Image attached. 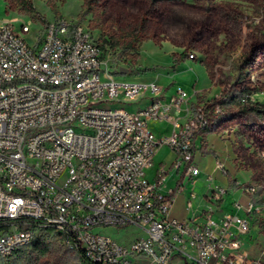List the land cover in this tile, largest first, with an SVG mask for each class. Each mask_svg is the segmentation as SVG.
<instances>
[{
  "label": "built area",
  "instance_id": "1",
  "mask_svg": "<svg viewBox=\"0 0 264 264\" xmlns=\"http://www.w3.org/2000/svg\"><path fill=\"white\" fill-rule=\"evenodd\" d=\"M30 33L26 23L0 24V264L55 237L89 264H264V252L253 256L243 240L264 213L263 185L237 183L248 198L237 213L216 219L210 207L180 220L171 214L176 193L162 195L160 182L146 177L161 145L176 153L178 170L201 174L195 140L225 114L228 88L194 109L182 86L168 98L157 82L117 80L77 22H48L35 44ZM146 96L147 107L127 108ZM241 101L259 104L254 96ZM149 122L169 123L172 132L158 138ZM226 192L217 186L212 199ZM110 227L144 235L123 244L96 231Z\"/></svg>",
  "mask_w": 264,
  "mask_h": 264
},
{
  "label": "rangeland",
  "instance_id": "2",
  "mask_svg": "<svg viewBox=\"0 0 264 264\" xmlns=\"http://www.w3.org/2000/svg\"><path fill=\"white\" fill-rule=\"evenodd\" d=\"M23 2L34 11L24 9ZM58 17L89 31L103 50L104 63L119 81L163 86L186 82L189 86L182 87L195 91L190 99L194 109L203 103L210 107L214 96L228 88L222 101L225 114L216 126L222 120L241 137V147L235 148L248 177L241 173L240 184L264 186V112L260 116L248 110L257 104L241 101L254 96L264 104V0H0V24L1 20L12 22L17 30L23 23L29 24L31 33L26 37L30 44L37 42L42 27ZM132 40L136 41L133 50L128 49ZM191 54L194 59L189 58ZM122 68L128 73L117 74ZM198 68L201 81L193 90ZM137 107L134 102L127 104L129 110ZM232 202L246 205L248 198L239 189ZM96 231L123 244L144 235L134 227ZM246 239L253 242V256L264 252V213L255 219L251 233L243 235ZM1 264L83 262L54 239L45 257L30 248L23 256L18 254Z\"/></svg>",
  "mask_w": 264,
  "mask_h": 264
},
{
  "label": "crops",
  "instance_id": "3",
  "mask_svg": "<svg viewBox=\"0 0 264 264\" xmlns=\"http://www.w3.org/2000/svg\"><path fill=\"white\" fill-rule=\"evenodd\" d=\"M1 22L4 21L1 20ZM182 66L196 68L190 64H183ZM197 72L198 77L193 81V90L195 85H199L197 81H201L202 72L200 68L197 69ZM182 84L189 86L186 82L164 84L167 89V97L169 98L175 93L174 87L182 86ZM194 92L190 94L192 95ZM134 103L139 104L137 109L130 110L135 112L147 107L150 104V98L146 96ZM184 114L182 113V115ZM149 126L158 138L170 135L172 132V126L166 122H149ZM228 127V124L226 122L222 123L221 120V124L201 132L196 137L195 160L201 170V174L197 177H191L175 167L177 155L169 146L161 145L158 147L151 164L146 170V177L150 182H160L158 189L162 195L168 196L172 192L176 193L171 212L174 218L184 220L198 217L210 207L213 208L216 219H220L226 214L239 212L235 209L232 201L234 194L236 195L240 189L237 183H242L238 177L241 173H244L241 167L242 157L235 148L239 149L241 147V137H237L234 128L228 129ZM220 163L226 168L227 176L217 168ZM217 186H224L227 189L220 202L212 199L213 188ZM189 202H191L192 208L188 207ZM245 247L251 251L253 242L246 239ZM176 262L185 264L179 258H176L173 264ZM143 264H147V262L144 261Z\"/></svg>",
  "mask_w": 264,
  "mask_h": 264
},
{
  "label": "trees",
  "instance_id": "4",
  "mask_svg": "<svg viewBox=\"0 0 264 264\" xmlns=\"http://www.w3.org/2000/svg\"><path fill=\"white\" fill-rule=\"evenodd\" d=\"M22 6L24 7V9H26V10H28L30 12L34 11L32 7L27 6V4L24 3V2L22 3ZM135 43H136V41L132 40V42H130V44L128 45V49H132L133 50L135 48ZM248 110H250L252 112H256L257 114H259L261 116L263 114V112H264V104H257L256 106L250 107ZM55 240H57L56 237H55ZM30 248H33V251L38 253L40 257H45V256L48 255V253L51 250V242H47L45 239L39 238L32 244V246ZM30 248H28V249H30ZM28 249L20 250L17 253V255L21 254L23 256L24 253ZM78 257L83 262V264H89L86 260H84L83 257H81L79 255H78Z\"/></svg>",
  "mask_w": 264,
  "mask_h": 264
},
{
  "label": "water",
  "instance_id": "5",
  "mask_svg": "<svg viewBox=\"0 0 264 264\" xmlns=\"http://www.w3.org/2000/svg\"><path fill=\"white\" fill-rule=\"evenodd\" d=\"M120 73H121V74H127V73H128V70H127V69H124V68H122V69L120 70Z\"/></svg>",
  "mask_w": 264,
  "mask_h": 264
},
{
  "label": "bare ground",
  "instance_id": "6",
  "mask_svg": "<svg viewBox=\"0 0 264 264\" xmlns=\"http://www.w3.org/2000/svg\"><path fill=\"white\" fill-rule=\"evenodd\" d=\"M248 240V239H247ZM248 243V242H247Z\"/></svg>",
  "mask_w": 264,
  "mask_h": 264
}]
</instances>
